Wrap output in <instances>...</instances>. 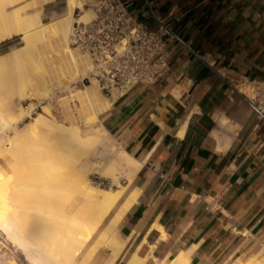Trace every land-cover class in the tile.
<instances>
[{
  "label": "crops",
  "instance_id": "obj_1",
  "mask_svg": "<svg viewBox=\"0 0 264 264\" xmlns=\"http://www.w3.org/2000/svg\"><path fill=\"white\" fill-rule=\"evenodd\" d=\"M123 1L151 30L168 18L179 41L158 82L99 116L100 162L109 159L99 158L105 145L142 164L128 190L139 194L119 225L127 243L116 264L134 253L145 264L180 254L188 264L264 258V116L224 78L264 82V0ZM63 12L58 0L44 15Z\"/></svg>",
  "mask_w": 264,
  "mask_h": 264
},
{
  "label": "bare ground",
  "instance_id": "obj_2",
  "mask_svg": "<svg viewBox=\"0 0 264 264\" xmlns=\"http://www.w3.org/2000/svg\"><path fill=\"white\" fill-rule=\"evenodd\" d=\"M57 1L0 0V44L14 37L20 40L18 46L0 54V97L5 87H10L8 97L18 105L12 111L0 100V135H4L0 137V159L5 162L7 154H18L31 136L37 137V143L55 148L58 158L45 176L53 186L38 188L34 196L40 207L48 208L38 210L39 215L56 221L64 233L73 231L65 235L63 231L55 232L51 237L46 231H31L17 216V210L6 207L0 196V235L7 245L19 250L28 264H73L83 250L84 258L77 264H86L102 251L108 254L103 264H116L127 243L119 237V225L139 194L138 189L130 193L128 190L142 164L123 150L116 152L115 148L103 145L99 158L109 159L105 163H93L90 173L97 169L103 178L111 181L112 186L108 187L93 184L89 173L80 167L104 140L99 116L109 110L112 102L103 96L94 80L83 84L81 89L71 87L79 78L89 75L91 64L88 56L72 45L70 36L76 25L88 22L93 13L82 6L81 0H62L64 12L47 19L46 7ZM77 9L80 14L75 16ZM10 75L12 80L7 77L3 84V79ZM236 86L246 96H252L242 83ZM54 91H68L69 95L56 97ZM53 97L57 98L64 121L54 116L51 104L46 102ZM31 101L40 107L33 115ZM77 103L80 108L74 113L71 104ZM228 122L222 117L223 127ZM47 164L43 161L41 166ZM76 196L79 202L70 205ZM12 258L5 262L7 259L3 261L2 257L0 264H18L17 258L15 261ZM146 260L147 257L134 253L124 264H145ZM188 263V254H180L171 261H154V264ZM242 264H264V258L253 257Z\"/></svg>",
  "mask_w": 264,
  "mask_h": 264
},
{
  "label": "built area",
  "instance_id": "obj_3",
  "mask_svg": "<svg viewBox=\"0 0 264 264\" xmlns=\"http://www.w3.org/2000/svg\"><path fill=\"white\" fill-rule=\"evenodd\" d=\"M81 3L93 16L76 25L70 36L72 45L85 53L91 64L89 75L79 83L94 80L103 96L114 102L137 87L158 82L169 68L172 44L179 41L168 18L156 19V29L151 30L128 12L123 0H81ZM79 14L75 10V16ZM224 78L232 92L245 97L264 116V82L229 72ZM238 83L248 87L252 96L243 94L236 86Z\"/></svg>",
  "mask_w": 264,
  "mask_h": 264
},
{
  "label": "rangeland",
  "instance_id": "obj_4",
  "mask_svg": "<svg viewBox=\"0 0 264 264\" xmlns=\"http://www.w3.org/2000/svg\"><path fill=\"white\" fill-rule=\"evenodd\" d=\"M8 43L9 44L11 43V45L6 47L4 50H1L0 54L6 51H9L10 49L18 46L20 44V40L18 37H14L13 39H10ZM7 77L11 79V75L6 76L3 79V84H4V81H6ZM12 78L15 79V74L12 75ZM79 80L80 78L77 80L75 84H72L71 87H76L77 89H81L83 86L81 83H79ZM2 92L3 94L0 97V100L4 102L5 104L9 105L10 110L15 111L18 105L16 104L17 101L13 102L8 97L9 92H10V87L8 88L6 86L5 90H3ZM54 93H55L54 96L56 97L69 95L68 91H59V92L54 91ZM46 102H49L51 104V108H52V112L54 116L59 121H64V116L59 107V103L57 102V98L53 97L52 99L47 100ZM26 104L27 102H22V105H26ZM29 105L34 110L32 115L35 114L37 111H40V107L38 106L37 102L31 101ZM71 105H72V110L74 111V113L76 112L77 109L80 108V105L78 103L71 104ZM28 120H30V118H28ZM79 124L80 126L84 127L83 123H79ZM3 136H4L3 134L0 135V137H3ZM36 139L37 137L35 136L26 138L25 143L27 146L23 148L22 151H20L16 155L7 154L5 162L0 159V164H1L0 165V196H1V199L7 203L6 207L17 210V216L23 219V221L26 223L29 230L31 231L41 230L42 232L46 231V233L49 234V236L51 237L52 233L63 231V229H61L59 225L57 226L56 221H54L53 219H49V218L39 215L38 210L47 211L48 208L46 206L40 207L37 202V198L34 196V194L37 191H39L38 188L44 187L45 185H47V187L52 188L53 185L50 184L46 180L45 176L46 174H48L47 172L48 168L53 165V161L58 158L59 153L55 148L51 146L37 143L35 141ZM97 154H98L97 151L91 152L89 155V158L83 160L80 167H84L85 171L89 173L88 177L93 184H99L100 186H103V187L112 186L110 180L104 179L100 175L96 174L97 169L92 170L93 172L90 173L92 166H93V162L102 163L100 162V159H98ZM43 161H47L48 166L44 165L42 167L41 163ZM40 179H43L44 181ZM120 180H121V183L124 184V180L123 179H120ZM75 202H79V197L77 196L74 197L70 205ZM71 211L72 210H69V212ZM72 231H66V232H72ZM66 232L64 233L63 231V234L65 235ZM0 237H1L0 254L2 253L0 255L1 260L4 259L3 261H5L7 259L5 261L7 262L11 260L10 258H12L15 255V257H13L12 259L15 261L17 258V260H19V261L16 260L18 264H21V262L22 264L23 263L28 264L23 259L18 249H16L15 247L13 249L12 245H10L9 243L7 245L4 239H2L1 235ZM9 246L13 249V251ZM87 246L88 245H85V248H87ZM15 249L16 251H14ZM3 252H4V255L6 254V256L3 255ZM11 253L12 254L14 253V255H12ZM7 254H9L8 255L9 258L7 257ZM18 254L20 255L19 258H18L19 256ZM84 254L85 252L83 250L81 254V256L83 255V257L80 256L81 259L84 258ZM107 256H108L107 252L102 251L96 254L88 262H86V264H102L103 260L107 259ZM80 258H78L73 264H77L78 261L81 260Z\"/></svg>",
  "mask_w": 264,
  "mask_h": 264
}]
</instances>
